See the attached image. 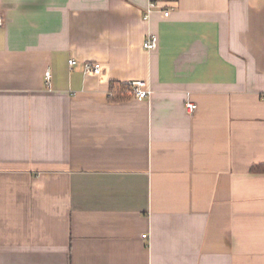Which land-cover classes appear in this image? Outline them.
Returning <instances> with one entry per match:
<instances>
[{
    "label": "crops",
    "instance_id": "crops-1",
    "mask_svg": "<svg viewBox=\"0 0 264 264\" xmlns=\"http://www.w3.org/2000/svg\"><path fill=\"white\" fill-rule=\"evenodd\" d=\"M148 3L0 0V264H264V0Z\"/></svg>",
    "mask_w": 264,
    "mask_h": 264
},
{
    "label": "built area",
    "instance_id": "built-area-1",
    "mask_svg": "<svg viewBox=\"0 0 264 264\" xmlns=\"http://www.w3.org/2000/svg\"><path fill=\"white\" fill-rule=\"evenodd\" d=\"M162 0H149V3L146 7L145 13H144V18L147 19L150 17L152 11L156 8H158L161 4ZM170 7L167 9H164V15L168 16L170 14ZM5 19L3 15H0V26L4 25ZM159 36L155 33H148V35L145 37L143 41V46L149 50L156 49L159 46ZM69 63L71 65H74L77 63V60L74 58L69 59ZM84 71L86 73L90 74H95V75H102L104 71V65L102 62L99 61H87L84 63ZM46 78H47V83L50 84V72H46ZM126 83V93L129 95H132L133 97L143 99V98H148L152 94V88L149 85V83L145 80L141 79H135V80H130ZM109 94L111 96H115L116 93L113 91H110ZM186 107L189 111L193 112L197 108V104L192 101H188L186 103ZM143 237H147V234H143Z\"/></svg>",
    "mask_w": 264,
    "mask_h": 264
},
{
    "label": "trees",
    "instance_id": "trees-1",
    "mask_svg": "<svg viewBox=\"0 0 264 264\" xmlns=\"http://www.w3.org/2000/svg\"><path fill=\"white\" fill-rule=\"evenodd\" d=\"M126 83L124 82H120V81H111L110 82V89H109V92L110 91H113L114 93H116L115 96H111V98L113 99H123L127 96H132V95H129L126 93ZM254 169H257V170H264V165H259V166H256Z\"/></svg>",
    "mask_w": 264,
    "mask_h": 264
}]
</instances>
